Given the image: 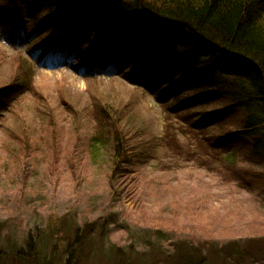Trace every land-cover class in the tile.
<instances>
[{
  "label": "rangeland",
  "instance_id": "rangeland-1",
  "mask_svg": "<svg viewBox=\"0 0 264 264\" xmlns=\"http://www.w3.org/2000/svg\"><path fill=\"white\" fill-rule=\"evenodd\" d=\"M20 2L26 5V0ZM13 3L16 5L18 0ZM16 15L27 24V7L19 15L9 1L6 4L0 0V85L12 88L9 98L0 101V225L17 229L16 240L21 242L37 217L43 227L47 221H62L61 217L68 214L74 215L76 223L83 217L103 224L105 220V255L89 264H182L183 258L191 254L186 249L190 247L197 251L193 262L205 259V264H264V201L261 203L257 195L262 184L255 183L262 180L264 166L240 165L241 174H235L229 165L215 162L219 150L211 148L208 127L198 125V108L181 111L174 119L177 133L164 123L159 110V105H165L160 96L162 81L149 93L130 86L117 70L91 72L89 64L77 55L76 45H66L55 57V47L44 36L37 39L25 28L16 29ZM89 111L100 121L115 122L117 129L124 127L129 147L135 153H144L147 162L129 165L134 173H144L140 176L146 200L144 215L130 214V205L124 200L131 180L117 182L118 195L124 199L100 190L95 176L91 188L94 194L89 197H85L87 191L83 188H72L75 176L90 178L93 174L89 176L88 170L94 168L103 175L105 169L97 167L101 164L83 168L78 164L80 168H75L70 158L74 150L75 156H85L92 134V129L88 130L92 123L85 117ZM113 116L118 120L112 121ZM50 131L56 135L50 146L67 152L58 155V162L54 155L48 159L29 158L34 157L33 151L47 149L48 143L36 149L30 145L41 134L48 137ZM246 147L242 141L232 149L239 148V157L248 154ZM203 160L213 169L199 171L191 164ZM174 163H178L175 168ZM48 166L55 168L53 174L60 175L54 179L59 180L54 189L47 186L44 193L25 180L19 185L21 197L8 200L16 195L9 189L13 176L20 177L29 168L24 176L40 179ZM130 176L132 179L131 171ZM247 187H252V193ZM142 226L157 228L163 236L156 237ZM118 249L123 253L121 258L115 253ZM89 255L87 250L82 253L80 263L88 264L84 259Z\"/></svg>",
  "mask_w": 264,
  "mask_h": 264
},
{
  "label": "trees",
  "instance_id": "trees-1",
  "mask_svg": "<svg viewBox=\"0 0 264 264\" xmlns=\"http://www.w3.org/2000/svg\"><path fill=\"white\" fill-rule=\"evenodd\" d=\"M34 5L30 9L34 13L30 24L38 31L45 30V37L55 38L52 41L58 46L67 42L77 45L85 60L93 59L97 48L99 51L94 59L99 63L106 60V55L111 60L121 55L123 65L130 63L125 76L133 83L143 81L156 86L163 80L161 97L165 105L159 110L164 123L175 133L179 131L174 119L180 112L198 108L200 119L197 123L208 127L211 148L219 150L215 162L229 165L235 174H241L240 165L264 166V0H35ZM63 31L67 35L57 37L56 32ZM95 65L94 61L91 67ZM4 86L0 85V97L6 96L8 91ZM166 97L168 99H164ZM73 111L80 114L74 108ZM96 116L90 111L85 115L88 123H92V127L88 126L92 134L87 140L85 156H75L74 150L70 158L75 168H80L78 164L82 168L87 164H101L103 167H97L105 168L104 173L94 168L88 170L89 176L93 174L90 178L75 176L72 188H83L87 191L85 197H89L94 194L91 188L98 178L100 190L111 197L123 198L118 195L117 182L123 178L131 180L123 199L130 205V214H143L146 200L140 176L144 173H134L131 167L147 159L144 153H135L129 147V134L124 132V127L117 129L115 122L105 118L100 121ZM118 118L113 116L112 121ZM55 140L52 131L48 137L41 134L33 139L30 145L33 149L49 145L44 152L33 151L34 157L29 155V158L48 159L54 155L58 162V155L67 151L51 147ZM242 141L247 143L248 154L237 157L239 148H232ZM174 164L175 168L178 163ZM191 164L199 171L213 169L206 167L205 160ZM126 165L132 166L126 169ZM28 169H24L21 176L18 172L20 177L15 175L9 180V189L16 193L8 198L9 201L21 197L23 192L19 185L25 180L28 184L30 181L36 184L44 193H47V186L54 189L59 182L54 180L60 175L53 174L56 172L53 166L46 167L40 179L24 176ZM130 171L133 180L129 179ZM90 179L94 181L88 182ZM255 183L262 184L257 192L262 203L264 172L262 180ZM246 190L252 193V187ZM2 202L4 205L6 198ZM61 218L62 221H47L43 227L42 223L38 224L40 218L37 217L34 227L24 233L21 242L16 240L17 229L0 225V264H81L82 253L86 250L90 252L84 259L88 264L97 261L99 255L104 257L105 220L103 224L100 220L89 221L83 217L76 223L74 215L69 214ZM144 229L153 231L156 237L163 236L157 228ZM191 248H186L191 254L181 263L205 264V259L193 262L197 251ZM115 253L122 257L119 249Z\"/></svg>",
  "mask_w": 264,
  "mask_h": 264
}]
</instances>
